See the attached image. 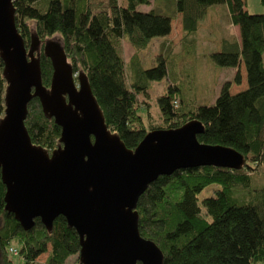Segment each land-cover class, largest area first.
I'll use <instances>...</instances> for the list:
<instances>
[{
	"label": "trees",
	"instance_id": "obj_1",
	"mask_svg": "<svg viewBox=\"0 0 264 264\" xmlns=\"http://www.w3.org/2000/svg\"><path fill=\"white\" fill-rule=\"evenodd\" d=\"M151 1L126 0V6H120L118 0H12L15 27L25 47L32 35L40 43L58 36L73 73L85 74L106 126L128 149L135 148L147 133L136 114V96L145 92L149 82L167 76L163 57L144 70L133 56L129 66L133 82L128 88L118 50L121 40L141 51L152 39L170 34L174 16L138 10ZM223 4L230 23L238 28L239 42L224 41L223 50L211 58L221 68L237 70L235 85L241 84L243 66L246 88L231 94V84L225 82L213 105L195 106L176 85L171 86L157 100L163 125L149 130L176 129L197 120L203 126L199 143L231 148L246 163L241 170L181 169L159 176L148 186L137 203L138 229L162 251L163 264H264V187H251L254 174L264 169V11L249 13L245 0H176L175 14L181 15L183 37L193 36L207 10ZM260 5L264 10V0ZM39 56L42 84L48 88L52 68L42 48ZM2 67L0 59L1 72ZM5 86L0 76V118ZM24 126L33 145L46 150L58 146L61 129L43 115L36 98L27 106ZM210 186L218 188L199 202L197 196ZM4 194L0 179V264L12 263L8 245L13 240L21 246L23 264H37L47 245L51 250L44 264H79L77 260L67 263L80 246L63 217L53 221L51 233L38 219L24 231L4 211Z\"/></svg>",
	"mask_w": 264,
	"mask_h": 264
},
{
	"label": "water",
	"instance_id": "obj_2",
	"mask_svg": "<svg viewBox=\"0 0 264 264\" xmlns=\"http://www.w3.org/2000/svg\"><path fill=\"white\" fill-rule=\"evenodd\" d=\"M14 14L12 0H0L4 211L24 231L38 219L51 233L53 221L63 217L78 236L79 264H163L155 242L140 235V196L159 176L209 166L241 170L245 158L231 148L199 143L203 126L197 120L149 131L128 149L106 126L85 74L73 73L61 43H40L32 35L26 48ZM40 48L52 68L48 88L41 80ZM33 98L61 129L51 153L33 145L24 126Z\"/></svg>",
	"mask_w": 264,
	"mask_h": 264
},
{
	"label": "rangeland",
	"instance_id": "obj_3",
	"mask_svg": "<svg viewBox=\"0 0 264 264\" xmlns=\"http://www.w3.org/2000/svg\"><path fill=\"white\" fill-rule=\"evenodd\" d=\"M245 1L249 13L261 14V11L263 13L260 0ZM118 2L120 6H126V0H118ZM138 10L143 12L153 10L158 14L174 16L171 21L170 34L167 37L152 39L146 49L136 51L126 40H121L118 48L126 67V85L130 89L133 79L129 66L133 56L138 57L139 64L144 70L154 67L160 56L166 61L167 76L161 81L149 82L145 92L136 96V114L140 117L141 124L147 132L151 131L149 130L151 126L160 127L163 125L157 100L167 94L171 86L176 85L183 96L193 102L195 106L213 105L225 82L231 84L229 90L231 94H236L246 88L242 66H240L241 84L235 85L233 80L237 71L221 68L211 58L212 54L223 50L224 41L233 42L238 36V32L230 26V20L223 7L217 6L215 9L207 10L192 37L191 35L183 37L181 15L175 14L176 0H152L149 6H139ZM30 31H33V25H31ZM47 40L61 42L58 36ZM79 71H76L75 75ZM74 78L76 81V77ZM53 150L47 151L51 153ZM251 187L254 189L264 187V169L254 174ZM215 188L218 187L205 188L197 196L198 201L201 202L202 199L212 196V191ZM20 247L15 240L8 245V258L11 260V264H23L22 257L19 255ZM50 250V246L47 245V251L37 257L35 262L44 264L50 255ZM74 260L78 261V254L72 255L67 263H72ZM0 262H2L1 257Z\"/></svg>",
	"mask_w": 264,
	"mask_h": 264
},
{
	"label": "crops",
	"instance_id": "obj_4",
	"mask_svg": "<svg viewBox=\"0 0 264 264\" xmlns=\"http://www.w3.org/2000/svg\"><path fill=\"white\" fill-rule=\"evenodd\" d=\"M245 10H247L248 12H249V10H248V7H247V4H246V1H245ZM217 6H220V7H223V9H224V11L227 13V17H228V19L230 20V17H229V11H228V8H227V6L226 5H216V6H212V7H210L208 10H210V9H215ZM260 13H262V11L260 12ZM229 24H230V26L231 27H233L237 32H238V28L237 27H235V26H233L230 22H229ZM192 37V36H191ZM236 42L238 43L239 42V33H238V36H237V38H236ZM242 68H243V66H242ZM241 68V69H242ZM231 71H234V72H236L237 70L236 69H232V68H229ZM244 69V68H243ZM245 75V74H244Z\"/></svg>",
	"mask_w": 264,
	"mask_h": 264
},
{
	"label": "bare ground",
	"instance_id": "obj_5",
	"mask_svg": "<svg viewBox=\"0 0 264 264\" xmlns=\"http://www.w3.org/2000/svg\"><path fill=\"white\" fill-rule=\"evenodd\" d=\"M147 85V84H146Z\"/></svg>",
	"mask_w": 264,
	"mask_h": 264
}]
</instances>
